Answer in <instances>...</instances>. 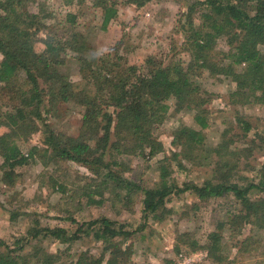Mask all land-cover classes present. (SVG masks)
<instances>
[{
	"label": "trees",
	"instance_id": "1",
	"mask_svg": "<svg viewBox=\"0 0 264 264\" xmlns=\"http://www.w3.org/2000/svg\"><path fill=\"white\" fill-rule=\"evenodd\" d=\"M86 1L99 10L102 30L117 19L118 3L113 0H64V4L82 6ZM160 1L124 0L122 5L139 11ZM174 1L182 2V9L168 49L135 64L129 60L134 48L125 33L96 53L89 35L78 30L74 12L57 16L47 0H0V128L6 129L0 133V192L15 188L16 169L27 164L19 144L39 134L42 147L33 146L28 156L37 157L44 169L54 167L55 172L70 162L98 179L93 189L81 193L89 206L102 205L104 193L117 194L122 201L137 193L142 219L158 223L171 214L166 207L171 196L188 192L204 202L231 195L236 210L203 244L189 242L188 251L207 250L212 264L230 262L233 248L232 260L263 258L264 117L253 123L237 107H264V0ZM38 43L43 45L41 51L36 50ZM70 62L77 66L75 80ZM219 78L235 84L227 103L233 117L225 123L220 142L211 146L202 131L209 126L207 106L213 95L203 81ZM68 106L81 109L75 135L58 128L67 118ZM172 108L174 113H191L195 126L181 124L172 131L174 150L157 162V183L143 188L125 176L130 170L125 160H152L164 153L155 132ZM256 153L262 155L260 167L255 175L246 176L243 170L252 169L248 160ZM186 165L208 168L211 176L199 184L179 185L172 172L185 171ZM51 187L66 192L58 182ZM7 212L10 222L15 221V211ZM32 222L13 247L0 242V264H67V249L52 253L42 243L49 239L70 245L89 235L100 246L97 253L81 251L70 264H132L128 241L137 230L126 231L107 218L82 222L72 218L73 233L42 227L37 219ZM247 226L263 235L244 236ZM223 230L230 244L224 242Z\"/></svg>",
	"mask_w": 264,
	"mask_h": 264
},
{
	"label": "rangeland",
	"instance_id": "2",
	"mask_svg": "<svg viewBox=\"0 0 264 264\" xmlns=\"http://www.w3.org/2000/svg\"><path fill=\"white\" fill-rule=\"evenodd\" d=\"M118 3L117 19L112 21L106 30L101 29V17L98 9L91 7V2L84 5H65L64 0H47L50 10L57 16L73 13L77 16L78 30L89 35L88 43L96 53L104 52L126 34L129 44L134 48L129 60L140 64L148 55H157L168 49V40L174 21L181 8L180 3L174 0H162L159 3H150L139 11H134L130 6H123L124 0H113ZM182 9V8H181ZM43 37V35H41ZM225 45H221L224 48ZM43 45L38 43L37 51ZM1 58V57H0ZM72 79H77V66L69 63ZM221 81L204 80L203 86L212 95V101L207 106L210 111L209 126L202 132L206 143L215 146L220 142V134L225 128V123L232 122L233 111L228 106V97L235 89V84L225 78ZM238 111L256 123L257 118L264 117V107L247 105L237 107ZM81 109L68 106L67 118L58 125L60 131L75 135L79 127ZM185 124L194 127L193 115L189 112L174 113L170 110L164 123L156 130V135L161 141L164 153L157 155L152 160L127 158L129 171L125 176L135 181L141 187H152L158 181L157 162L165 155H170L174 148L170 145L172 131L179 125ZM6 131L0 128V133ZM237 132H239L236 129ZM41 136L36 134L26 143H20L23 155L28 159L27 164L16 169L18 173L17 184L8 192H0V242L13 247L14 241L25 236L27 229L33 224L32 219H37L42 227L63 228L69 233L76 230L78 222L93 219L107 218L122 225L126 231H136L132 236V264H172L179 253H190L187 244L196 241L203 244L209 233L216 230L217 225L224 223L228 216L237 208L233 197L212 198L200 202L194 195L186 192L171 196L166 204L171 214L162 222L145 220L141 216L140 195L132 194L129 201H122L113 193H104L103 203L100 206H89L87 199L81 197L83 191L93 189L98 184V179L88 170L74 163H64L54 172V167L44 169L37 157L28 156L33 146L42 147L39 143ZM240 147L241 144L237 143ZM262 155L254 154L248 160L252 169L243 170L246 176L255 175L260 167ZM254 167V169H253ZM253 170V171H252ZM211 176L210 170L202 167L186 165L185 171L174 168L172 177L181 185L186 181L201 183ZM52 182H58L66 188L62 193L58 188H52ZM96 201L99 197L95 196ZM7 210L15 211V221L10 222ZM256 235L259 238L262 232L254 231L247 226L244 236ZM224 242L228 240V232L222 231ZM42 246L49 252L64 251L69 253L68 262L74 261L79 252L89 250L92 255L98 251V244L92 236H84L81 240L70 245L58 244L52 240H45ZM177 248V249H176ZM204 251V249H201ZM207 251V250H205ZM199 252V250L195 251ZM236 249H230L231 263L225 264H264V257L245 256L235 260ZM235 263H232V262ZM257 262V263H256ZM195 264H212L207 260L197 261Z\"/></svg>",
	"mask_w": 264,
	"mask_h": 264
},
{
	"label": "built area",
	"instance_id": "3",
	"mask_svg": "<svg viewBox=\"0 0 264 264\" xmlns=\"http://www.w3.org/2000/svg\"><path fill=\"white\" fill-rule=\"evenodd\" d=\"M208 252L199 250L193 253H179L172 264H195L197 261L207 260Z\"/></svg>",
	"mask_w": 264,
	"mask_h": 264
}]
</instances>
